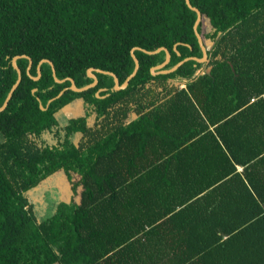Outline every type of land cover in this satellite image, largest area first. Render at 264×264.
<instances>
[{"label":"trees","instance_id":"1","mask_svg":"<svg viewBox=\"0 0 264 264\" xmlns=\"http://www.w3.org/2000/svg\"><path fill=\"white\" fill-rule=\"evenodd\" d=\"M189 1L211 28H197L208 61L153 76L165 52L143 49L166 48L164 70L202 58L185 0H0V107L15 56L82 88L89 68L122 84L142 49L118 91L94 73L73 92L48 63L33 80L17 59L0 112V264H264V0ZM76 100L84 114L61 126ZM60 172L71 196L38 218L26 193Z\"/></svg>","mask_w":264,"mask_h":264},{"label":"water","instance_id":"2","mask_svg":"<svg viewBox=\"0 0 264 264\" xmlns=\"http://www.w3.org/2000/svg\"><path fill=\"white\" fill-rule=\"evenodd\" d=\"M185 3H186V5H187L192 11H194V12L196 13V15H197L196 20H195L194 25H193V31H194V33H195V36H196V38H197V40H198V43H199V46H200V48H201V51H202V58L198 59V58H196V57H188V58H185L184 60L180 61V62H179L178 64H176L173 68H171V69H169V70H164L163 68H164V67L169 63V61H170V53H169V51H168L166 48H164V47H160V48L156 49L155 51H151V52L146 51V50H144V49L142 50V49H139V48H133V49L131 50V57H132V59H133V61H134L135 67H134V70H133L132 74L129 75V76L126 78V80H125L122 84L119 83L117 77H116L113 73L106 72V71H103V70H100V69L89 68V69L87 70V76H88L89 78H91V79L93 80V82H92L91 84L85 86V87L77 88V87L75 86V84H74V81H73L72 79H70V78H67V79H64V80H59V79H57L56 76H55V69H54V67H53V64H52L49 60H46V59L41 60V61L38 63V65H37V77H31L30 74H29V69H30L31 64H32L31 59H30L29 57L25 56V55H22V56H15V57L12 58V60H11V64H12V67H13V68L16 70V72H17V80H16L15 84L12 86L10 92L8 93V95H7V97H6V99H5L4 103H3V105L0 107V112L3 111V110L6 108V106H7L8 102H9V100L11 99L12 93L14 92V90H15V89L18 87V85L20 84V81H21V71H20V69L18 68V66H17V64H16V61H17V59H19V58H27V59L29 60V65H28V68H27V74H28V76L31 77L33 80H38V79H39V77H40V75H41V71H40V66H41V64H43V63H48V64L51 66V71H52V76H53V78H54V81H55L56 83H62V82H65L66 80H68V81L70 82V87L67 88V89H70V90H72L73 92H77V93H79V92H83V91H86V90H88L89 88H92V87H95V86H96V84H97V77H96V75H95L94 73H98V74H106V75H110V76H112L113 79H114L113 90L118 91V90H120V89H124V88L128 85L129 81H130V80L136 75V73H137V71H138V69H139V62H138V59H137V58L135 57V55H134V51H135V50H142V51H143L144 53H146V54H156V53H159L160 51L165 52V60H164V62L161 63L160 65H157V66L152 67V68L150 69L151 75H153V76H155V75H159V74H169V73H171V72L177 70V68H179L183 63H185V62H187V61H190V60H194V61H196V62H198V63H204V62H207V61H208V54H207L206 47L209 46V42L204 41L203 38H202V36H201V35L198 33V31H197L198 25L202 22V20H203L204 17L201 15L200 11H199L197 8L193 7V6L190 4V1H189V0H185ZM204 19H205V18H204ZM173 49H174V51H176V46H174ZM67 89L62 90V91L58 94V96H57L56 98H59V97L64 93V91L67 90ZM101 91H103V90H99V92H101ZM33 92H35V89L33 90ZM97 97H98V95H97ZM54 99H55V98L51 99L50 101H52V100H54ZM50 101H49V102H50ZM49 102H48V103H49ZM41 109H42V110H45V108H43V107H41Z\"/></svg>","mask_w":264,"mask_h":264},{"label":"rangeland","instance_id":"3","mask_svg":"<svg viewBox=\"0 0 264 264\" xmlns=\"http://www.w3.org/2000/svg\"><path fill=\"white\" fill-rule=\"evenodd\" d=\"M201 24L202 34L207 33L211 29L206 19H203ZM181 86L182 85L179 84V87ZM83 114L84 108L82 101L76 100L62 109L58 114V121L60 125L63 126L68 119L77 118ZM74 140H77V135ZM26 196L33 204L38 218H42L47 214H51V210L58 200H68L71 196V191L65 176L60 172L43 180L37 187L28 191Z\"/></svg>","mask_w":264,"mask_h":264},{"label":"crops","instance_id":"4","mask_svg":"<svg viewBox=\"0 0 264 264\" xmlns=\"http://www.w3.org/2000/svg\"><path fill=\"white\" fill-rule=\"evenodd\" d=\"M182 87H184V86H181V88H182ZM242 169H243V167H240V166L237 167V171H238V172H241Z\"/></svg>","mask_w":264,"mask_h":264},{"label":"built area","instance_id":"5","mask_svg":"<svg viewBox=\"0 0 264 264\" xmlns=\"http://www.w3.org/2000/svg\"><path fill=\"white\" fill-rule=\"evenodd\" d=\"M263 211H264V205H263Z\"/></svg>","mask_w":264,"mask_h":264},{"label":"clouds","instance_id":"6","mask_svg":"<svg viewBox=\"0 0 264 264\" xmlns=\"http://www.w3.org/2000/svg\"><path fill=\"white\" fill-rule=\"evenodd\" d=\"M183 86V85H182Z\"/></svg>","mask_w":264,"mask_h":264}]
</instances>
